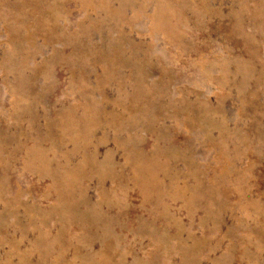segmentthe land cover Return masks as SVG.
Wrapping results in <instances>:
<instances>
[{"label":"rangeland","instance_id":"rangeland-1","mask_svg":"<svg viewBox=\"0 0 264 264\" xmlns=\"http://www.w3.org/2000/svg\"><path fill=\"white\" fill-rule=\"evenodd\" d=\"M0 264H264V0H0Z\"/></svg>","mask_w":264,"mask_h":264}]
</instances>
